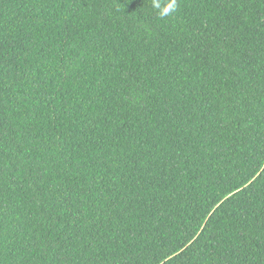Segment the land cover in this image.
Returning <instances> with one entry per match:
<instances>
[{
	"label": "trees",
	"instance_id": "obj_1",
	"mask_svg": "<svg viewBox=\"0 0 264 264\" xmlns=\"http://www.w3.org/2000/svg\"><path fill=\"white\" fill-rule=\"evenodd\" d=\"M176 3L0 0V264H264V0Z\"/></svg>",
	"mask_w": 264,
	"mask_h": 264
},
{
	"label": "clouds",
	"instance_id": "obj_2",
	"mask_svg": "<svg viewBox=\"0 0 264 264\" xmlns=\"http://www.w3.org/2000/svg\"><path fill=\"white\" fill-rule=\"evenodd\" d=\"M177 3L176 0H170V3L167 7L160 8L159 3L156 2V0H153V7L159 10V15L163 18L164 16L171 15L174 13L177 9Z\"/></svg>",
	"mask_w": 264,
	"mask_h": 264
}]
</instances>
